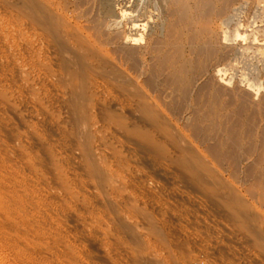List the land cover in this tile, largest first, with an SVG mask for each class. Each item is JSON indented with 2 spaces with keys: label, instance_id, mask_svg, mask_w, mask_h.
Segmentation results:
<instances>
[{
  "label": "rangeland",
  "instance_id": "obj_1",
  "mask_svg": "<svg viewBox=\"0 0 264 264\" xmlns=\"http://www.w3.org/2000/svg\"><path fill=\"white\" fill-rule=\"evenodd\" d=\"M177 2L0 0V264H264V0Z\"/></svg>",
  "mask_w": 264,
  "mask_h": 264
},
{
  "label": "bare ground",
  "instance_id": "obj_2",
  "mask_svg": "<svg viewBox=\"0 0 264 264\" xmlns=\"http://www.w3.org/2000/svg\"><path fill=\"white\" fill-rule=\"evenodd\" d=\"M97 1H98V5H99V8L100 9V12L101 14L103 15L102 17H106V18H120L122 15L125 17L126 16H129V19L132 20L131 18H135L137 20V18L140 19V21H144L146 20V18L149 16L151 17V15L154 13L153 10L157 9V10H160V12H165V10H172L174 8V6H176L178 3L177 1L178 0H96V4H97ZM165 1V3H164ZM204 1V0H203ZM37 1H34V7L32 6V8L35 9V12L33 14L37 15L38 18L39 17H43L44 15H42V12H44L45 9L43 6V8H41L39 5L40 3H38L39 5L35 4ZM58 2V1H57ZM31 3V2H30ZM52 3V2H51ZM229 3V2H228ZM27 5V4H26ZM75 5V4H74ZM179 5H180V2H179ZM30 6V5H29ZM28 6V7H29ZM96 6V5H95ZM183 6V3L182 5ZM180 6V7H181ZM31 7V6H30ZM97 7V6H96ZM48 8V6H47ZM176 8V7H175ZM179 8V7H178ZM192 8V7H191ZM31 9V8H30ZM49 9V8H48ZM65 9V8H64ZM43 10V11H42ZM179 10V9H178ZM183 10V9H182ZM31 11H34V10H31ZM51 11V10H50ZM49 11V13H50ZM46 12V11H45ZM48 12V11H47ZM73 12V11H72ZM48 13V14H49ZM52 13V12H51ZM54 13V12H53ZM64 13V12H63ZM125 13V15H124ZM236 13V12H235ZM100 14V15H101ZM151 14V15H149ZM230 14V13H229ZM234 14V12H233ZM40 15V16H39ZM52 18V14H49ZM162 15V14H161ZM232 15V14H231ZM77 16V15H76ZM48 17V16H47ZM47 17L45 16V21L43 22H51L50 19H47ZM67 17V16H66ZM56 18V17H55ZM37 19V18H36ZM39 19H44V18H39ZM37 19V21L39 20ZM58 19V18H57ZM56 19V20H57ZM124 19V18H123ZM126 19V18H125ZM129 19L127 20V22H129ZM229 19V18H227ZM231 19V18H230ZM233 19V18H232ZM47 20V21H46ZM56 20L54 21V25L52 23L53 26L56 25ZM59 20V19H58ZM112 20V19H111ZM117 20V19H115ZM119 20V19H118ZM135 20V21H136ZM122 21V20H120ZM133 21V20H132ZM130 21V22H132ZM53 22V21H52ZM69 22V21H68ZM119 22V21H118ZM123 22V21H122ZM59 23V22H58ZM66 23V22H65ZM64 23V24H65ZM70 23V22H69ZM117 23V22H116ZM133 23V22H132ZM136 23V22H135ZM132 25L131 27L132 28H136L138 29V22L137 24ZM140 23V22H139ZM46 24V23H45ZM61 24L63 25V23L61 22ZM129 24V23H128ZM142 24V22H141ZM47 25V24H46ZM51 24H49L50 26ZM60 25V24H59ZM68 25V24H67ZM118 25V24H117ZM127 25V24H126ZM131 25V23H130ZM163 25V24H162ZM61 26V25H60ZM66 26V25H64ZM84 26V25H83ZM120 26V25H119ZM70 27V26H69ZM141 27V26H140ZM64 28V27H63ZM67 28V27H66ZM49 29V28H48ZM55 29V28H54ZM80 29V28H79ZM120 29V28H119ZM134 29V30H136ZM235 29V28H234ZM233 29V30H234ZM132 30V29H130ZM133 30V31H134ZM257 31V30H256ZM233 32V31H232ZM238 32V31H237ZM228 33V32H227ZM226 35V34H225ZM229 35V33H228ZM235 35V34H234ZM240 36V35H239ZM84 38V37H83ZM237 38V37H236ZM54 39V38H53ZM60 39V37H59ZM234 39V38H233ZM71 40V39H70ZM237 40V39H236ZM68 41V40H67ZM73 41V40H72ZM77 41V40H76ZM223 41V40H222ZM239 41V40H238ZM60 42V40H59ZM62 42V41H61ZM60 42V43H61ZM227 42V41H226ZM232 42V41H231ZM230 42V43H231ZM63 43V42H62ZM61 43V44H62ZM225 43V42H224ZM237 43V42H236ZM228 44V43H227ZM63 47V46H62ZM87 47V46H86ZM97 47V46H96ZM66 48V47H65ZM69 48V47H68ZM69 53V52H68ZM73 53V52H72ZM76 53V52H75ZM85 53V52H84ZM234 53V52H233ZM93 56V55H92ZM96 56V55H95ZM73 57H74V54H73ZM77 57V56H76ZM240 57V56H239ZM82 58V57H81ZM93 58V57H92ZM236 58H238V56H236ZM71 59V58H70ZM232 59V58H231ZM78 60V59H77ZM81 60V59H80ZM79 60V61H80ZM90 60V59H89ZM237 60V59H236ZM243 60V59H242ZM246 60V59H245ZM75 61V60H74ZM86 61V60H85ZM87 62V61H86ZM241 62V61H240ZM239 62V63H240ZM82 63V61H81ZM85 63V62H83ZM243 63V62H242ZM80 64V63H79ZM88 64V63H87ZM232 64V63H231ZM233 65V64H232ZM246 65V64H245ZM236 67V66H235ZM234 68V67H233ZM80 69V68H79ZM82 73V72H81ZM78 74V73H77ZM241 74V73H240ZM245 74V73H244ZM82 74H80L81 76ZM83 77V76H82ZM242 77V76H241ZM79 79V78H78ZM81 79V78H80ZM251 81V80H250ZM256 83V82H255ZM228 103V102H227ZM229 104V103H228Z\"/></svg>",
  "mask_w": 264,
  "mask_h": 264
}]
</instances>
